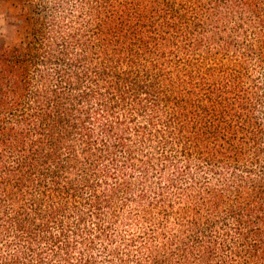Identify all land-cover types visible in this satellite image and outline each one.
I'll list each match as a JSON object with an SVG mask.
<instances>
[{
	"label": "trees",
	"instance_id": "16d2710c",
	"mask_svg": "<svg viewBox=\"0 0 264 264\" xmlns=\"http://www.w3.org/2000/svg\"><path fill=\"white\" fill-rule=\"evenodd\" d=\"M19 1L0 264H264V0Z\"/></svg>",
	"mask_w": 264,
	"mask_h": 264
},
{
	"label": "rangeland",
	"instance_id": "374dc122",
	"mask_svg": "<svg viewBox=\"0 0 264 264\" xmlns=\"http://www.w3.org/2000/svg\"><path fill=\"white\" fill-rule=\"evenodd\" d=\"M26 13L19 0H0V48L22 35Z\"/></svg>",
	"mask_w": 264,
	"mask_h": 264
}]
</instances>
